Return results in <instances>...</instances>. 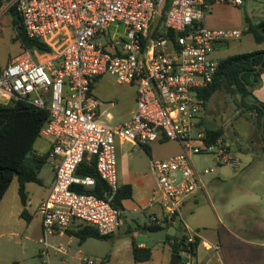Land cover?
I'll list each match as a JSON object with an SVG mask.
<instances>
[{
    "label": "built area",
    "instance_id": "obj_1",
    "mask_svg": "<svg viewBox=\"0 0 264 264\" xmlns=\"http://www.w3.org/2000/svg\"><path fill=\"white\" fill-rule=\"evenodd\" d=\"M244 1L173 0L163 21L166 0L7 2L3 11L14 9L22 17L26 34L52 48L51 53L41 52V57L25 49L0 65V102L23 100L50 112L41 135L51 143L55 180L38 207L43 230L40 240L46 248L48 236L56 228L65 229L76 219L95 226L102 236L114 234L122 224V212L112 204L120 186L117 142L143 146L166 139L178 143L182 152L151 160L157 197L150 204L159 205L163 212L162 217L152 216L151 220L183 226L186 249L181 264H193L198 249L194 250V244L201 237L187 224L183 203L205 186L192 157L210 152L219 165L242 164L226 140H207L197 93L214 80L219 60L212 53L240 38L243 31L210 29L204 19L214 2L241 6ZM169 31L176 34L174 39L168 37ZM104 75L137 87L136 109L116 125L107 123L105 116L110 121V115L94 93L96 79ZM85 158H95L110 198L74 189L96 183L94 177L77 173ZM57 250L65 252V247L60 245ZM82 262L96 264L86 255Z\"/></svg>",
    "mask_w": 264,
    "mask_h": 264
},
{
    "label": "rangeland",
    "instance_id": "obj_2",
    "mask_svg": "<svg viewBox=\"0 0 264 264\" xmlns=\"http://www.w3.org/2000/svg\"><path fill=\"white\" fill-rule=\"evenodd\" d=\"M224 11L214 10V14L230 15L234 23H244L246 19L258 23L264 19V0H245L241 6L225 5ZM101 41H104L103 39ZM59 46V44L57 43ZM63 48L64 45H61ZM264 49L263 44L255 41L251 33H243L238 39L230 40L227 44L218 47L212 57L216 60ZM23 43L18 36L13 22L11 11H0V65L5 66L10 59L24 51ZM36 56L43 54L33 49ZM136 85L119 83L111 75H104L95 84V96L104 104L103 111L110 115L105 120L111 125H116L131 117L136 109ZM113 102L114 105H110ZM241 103L239 93L232 95L226 91L217 92L208 102L207 107L201 109L200 118L209 127L223 126L226 141L231 144L236 155L241 159L240 167L219 165L214 153H201L193 155L192 161L198 172L202 173L204 191L197 193L196 197L183 205V216L187 224L203 238L216 236L218 232L234 228L235 224L258 221L264 225V149L259 129L253 118V113ZM44 137L36 142V149L41 150L46 146ZM117 142V169L118 183L122 166L132 163L136 173H147L152 178L149 153L141 145L126 143L120 146ZM135 146V147H133ZM130 157H122L124 149H133ZM151 152V151H150ZM182 152L175 141H156L153 144L152 158L154 160L168 159ZM48 168V167H45ZM204 174L206 170H212ZM147 179V180H149ZM41 186L30 183L27 187L29 199H38ZM157 195L152 193V197ZM0 207V264H64L61 255L50 256L43 253L46 249L39 238L40 223L38 215L30 219L20 215L22 208L18 194V181L15 179L6 192ZM35 204V202H34ZM34 205L32 206V208ZM33 211V209H31ZM34 213V212H33ZM130 217V216H129ZM77 229L86 222L77 221ZM31 224V225H30ZM30 225V227H29ZM185 231H179L178 237L182 238ZM43 239V234L41 236ZM263 240V238H261ZM89 248H100L102 258L111 253L112 240H99L89 238ZM77 241V240H76ZM171 248L158 247L151 261L145 264H169L172 259ZM256 252V251H254ZM256 258L264 260V248L256 253ZM90 257V254H88ZM260 256V257H259ZM196 258V257H195ZM131 259V258H130ZM257 263V260H252ZM127 260L118 258L110 264H126ZM196 264V261L192 262ZM66 264H78L67 261Z\"/></svg>",
    "mask_w": 264,
    "mask_h": 264
},
{
    "label": "trees",
    "instance_id": "obj_3",
    "mask_svg": "<svg viewBox=\"0 0 264 264\" xmlns=\"http://www.w3.org/2000/svg\"><path fill=\"white\" fill-rule=\"evenodd\" d=\"M172 1L166 0L162 10V21L165 19ZM7 2L9 0H0V10ZM11 11L13 12L14 9ZM247 20L249 24L245 32L251 33L257 43L264 44V19L258 23H252L249 19ZM13 22L24 49H30L32 51L35 49L42 53L52 52L51 46L47 43L30 38L26 34L20 14L13 16ZM175 36V33L168 32L170 39H174ZM263 72L264 49L221 59L219 60L213 82L208 87L198 91L197 99L202 109L207 107L209 100L217 92L226 91L232 95L239 93L242 103V105H239L244 106L253 113L252 116L259 129L264 149V130L262 129L264 103L255 96L254 92L250 94L249 91V85L255 89L261 83V75ZM98 79H96V82ZM247 96H249V100L255 101L256 104L248 102L246 99ZM49 118L50 112L48 109L36 107L23 100L14 99L8 103L0 102V203L14 179L18 180V192L24 207H26L28 202L27 184L32 182L38 184L43 183L40 173L49 162L50 156L49 153L40 154L36 149V142L42 136L41 131ZM201 124L206 129L207 140L209 142H216L220 138L226 140L223 126L209 127L202 119ZM162 140L164 141L166 139ZM143 146L150 154L149 147L147 145ZM77 173L82 176L94 177L96 183L90 188L75 186L74 189L76 191L106 198L109 187L98 175L95 158H85L80 164ZM132 196V185H120L112 199V204L123 212L125 209L123 204L124 200L132 198ZM26 212V209H24L22 215H25ZM149 229L158 230L161 229V226L155 223ZM74 235L78 237L80 243L85 242L89 238H109L108 236H102L95 226L88 223L82 225L81 228L74 232ZM185 242L186 235L184 234L182 238H179L178 235L168 236L164 243L170 246L172 253L181 255L182 251L186 249ZM200 242L201 239L198 238L194 244V250L197 249ZM194 254L196 256L197 251ZM133 257L135 262L150 261L152 259V248L139 247L134 240ZM108 259L109 255L100 264H106Z\"/></svg>",
    "mask_w": 264,
    "mask_h": 264
},
{
    "label": "crops",
    "instance_id": "obj_4",
    "mask_svg": "<svg viewBox=\"0 0 264 264\" xmlns=\"http://www.w3.org/2000/svg\"><path fill=\"white\" fill-rule=\"evenodd\" d=\"M5 5H3L0 11L4 10ZM225 5H229V4L222 2L213 3L210 11L206 14L204 19V24L206 27L210 29H239L241 28V26H243L244 23L239 24L232 22L233 21V19H231L232 16L228 14L227 15H225L224 13L223 15L214 14L215 9L219 11L220 10L224 11L223 6ZM11 13L13 12L11 11ZM248 24H249L248 20L246 19L244 30L242 29L239 30H242L243 33H245V30H247L248 28ZM253 92L255 96L261 102L264 103V72L261 75V83L255 89H253ZM94 93H95V85H94ZM44 139L47 141L46 146L42 147L41 150H37L40 154H45L50 152L51 143L45 137ZM126 143L128 142L120 143L119 145L122 147L125 146ZM154 143L156 142L147 145L151 151L150 153H152L153 151ZM133 150L134 148L124 149L122 157H130L131 154L130 151ZM234 152L235 154L237 153L236 151ZM149 156L151 160H154L152 158V154H149ZM151 174H152V178L149 179L150 177L148 176L147 173L144 174L136 173V171L133 168V164L130 162L129 164H127V166L125 165L124 167L122 166L120 172L119 185H123V184L132 185L133 196L132 198L125 199L123 202L125 209L122 212V224L120 228L114 234L108 236L109 238H107L112 240L113 242L111 247V253L108 254L109 259L107 260L106 264H110L114 259H118V258L127 260L128 263L126 264H145L149 262V261L135 262L133 257L134 240L136 241L139 247L142 248L151 247L152 258L158 247H165L167 245L164 243L165 241H157L151 238H149L148 240H141L139 238V236L145 235L148 231H153L152 229H149V227L155 225V223L152 222L151 220L152 216L162 217L163 215V212L159 205L150 204V199L153 198L152 193L156 195V179L154 174L152 173V170H151ZM40 176L43 183L39 184L41 186L42 191L41 193H39L38 199L34 201V199L32 198L29 199L28 197V202L26 207L22 205L20 199L22 208L20 209L19 213L21 216L30 219L31 222L33 220V215H38L39 218L36 219H38L40 223L39 238L41 239V236L43 234L42 218L38 213V207L40 203L44 199H46L47 196L49 195L55 180V165L52 159H50L49 162L44 166V168L40 173ZM18 189H19V183H18ZM196 195L197 193L187 198L183 203V205L185 206L187 201L195 198ZM1 203H0V207H1ZM33 205L34 207L32 208ZM24 209H26L27 212L25 213V215H22ZM31 209H33V211H31ZM77 221L78 219L73 220L70 223V225L65 229L56 228L54 233L48 236L47 241L49 243V247L48 248L45 247L46 248L45 250L48 252V254L46 255L50 256V252L55 256L60 254L61 255L60 257L63 260L64 264H66L68 260H70L71 262H77L78 264H83L82 262L83 256L85 255L89 256L88 254H90L91 256H94L91 258L94 259L95 263L100 264L101 261L104 260L108 255H106L105 258H102L101 256L104 253L103 251H101L100 248H94V247L89 248L87 244L89 240L80 243L78 237L74 235V232H76L79 228H81L82 224L78 226L77 229H73V226L79 225L77 224L78 223ZM157 225H160L161 228L170 227L173 225L176 226L178 228L176 235H178L179 231H183V227L179 222H174L172 224H167V225L165 224H157ZM5 234L6 233H2L0 237L4 236ZM261 238H263V240ZM200 239L201 242L198 246L197 255L195 258L196 264H253L252 260L254 259L257 260L258 264L261 263V257L259 256L260 258H256L257 256L256 253L260 252L261 249L264 248V225L260 224L258 221L253 220L249 222L237 223L235 224L234 228L231 229H227L226 227H224V230L218 232L216 236L214 237L211 236L206 238L201 237ZM99 240H105V239H99ZM60 245H63L65 247V252H60L57 250V248ZM44 252L45 251H43V253ZM254 263L256 264L255 261ZM166 264H169V261L168 263L166 262ZM262 264H264V260L262 261Z\"/></svg>",
    "mask_w": 264,
    "mask_h": 264
},
{
    "label": "water",
    "instance_id": "obj_5",
    "mask_svg": "<svg viewBox=\"0 0 264 264\" xmlns=\"http://www.w3.org/2000/svg\"><path fill=\"white\" fill-rule=\"evenodd\" d=\"M13 16H16L17 12L14 10L13 11ZM249 91L250 94L253 92V87L249 85ZM249 94V96H250ZM249 96L246 97L248 102L256 104L255 101L249 100ZM262 129L264 130V117L262 119ZM111 194L107 195V198H110ZM178 231V228L176 226H170V227H163L158 230H153V231H148L145 235L139 236L141 240H148L149 238L157 241H165L169 235L174 236L176 235V232ZM182 263V256L173 253L172 254V259H171V264H181Z\"/></svg>",
    "mask_w": 264,
    "mask_h": 264
}]
</instances>
